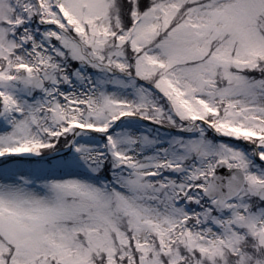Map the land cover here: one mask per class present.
I'll return each mask as SVG.
<instances>
[{
  "label": "snow or ice",
  "instance_id": "snow-or-ice-1",
  "mask_svg": "<svg viewBox=\"0 0 264 264\" xmlns=\"http://www.w3.org/2000/svg\"><path fill=\"white\" fill-rule=\"evenodd\" d=\"M0 264H264V0H0Z\"/></svg>",
  "mask_w": 264,
  "mask_h": 264
}]
</instances>
